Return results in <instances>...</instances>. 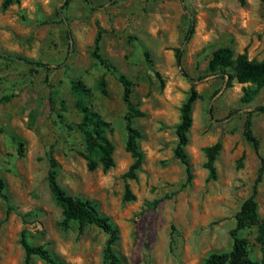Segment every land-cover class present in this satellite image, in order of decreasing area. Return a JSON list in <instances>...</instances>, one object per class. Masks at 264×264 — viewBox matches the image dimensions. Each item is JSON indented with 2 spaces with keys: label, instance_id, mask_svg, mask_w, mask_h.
<instances>
[{
  "label": "rangeland",
  "instance_id": "374dc122",
  "mask_svg": "<svg viewBox=\"0 0 264 264\" xmlns=\"http://www.w3.org/2000/svg\"><path fill=\"white\" fill-rule=\"evenodd\" d=\"M1 2L0 53L51 69L31 72L21 59L0 57V175L7 196L0 198V264H23L22 230L30 243L45 244L70 264H109L106 233L76 220L61 224V206L46 179L51 155L65 191L93 200L117 226L118 264H204L210 253L228 251L235 213L251 194L260 165L242 130L247 113L264 103V86L242 103V86L255 85L230 78L232 68L213 73L208 62L221 46L230 47L233 58L246 52L249 59H264V0H20L6 9ZM190 19L194 31L185 39ZM99 29L100 55L131 80V100L144 112L133 118L144 154L133 179L122 177L133 160L125 150L123 86L91 55ZM101 75L106 94L98 88ZM76 79L91 90L84 102L109 122L114 166L106 171L86 166L71 90ZM191 87L197 98L185 151L193 177L185 184L184 165L173 150L180 106ZM251 128L264 157V112L252 111ZM216 142L221 147L210 177L203 149ZM126 185L133 199L123 198ZM255 199L261 217L264 175ZM256 234V226L239 232L250 257L260 261ZM32 262L47 264L35 255Z\"/></svg>",
  "mask_w": 264,
  "mask_h": 264
},
{
  "label": "trees",
  "instance_id": "16d2710c",
  "mask_svg": "<svg viewBox=\"0 0 264 264\" xmlns=\"http://www.w3.org/2000/svg\"><path fill=\"white\" fill-rule=\"evenodd\" d=\"M20 0H2V9L8 8L11 4L17 3ZM89 2V0H86ZM243 1V0H242ZM194 31L193 20L190 19L185 39H189ZM102 37V30L99 29L94 37L93 49L91 55L99 60L105 67L112 68L117 73L118 79L123 86V101L126 104V112L124 115L126 141L125 150L128 151L132 157V162L128 169L122 174L123 178H135L137 171L140 169L144 154L139 147L138 140L141 137L140 130L133 125V118L143 117L144 112L136 107L131 100L132 82L116 68L111 66L100 55V42ZM145 54L148 53L145 51ZM0 57L13 61L14 59H21L30 65V71L36 72L37 68H44L50 70L48 63L32 58H23L12 56L11 54L0 53ZM175 57L178 65L182 63L181 49H176ZM232 68L233 73L230 78H235L240 84H254L255 88L249 86H242L243 95L241 96L242 103H248L252 96L257 92L258 88L264 86V59L255 60L249 59L246 52L237 54L233 58V51L228 46H221L215 49L212 57L208 62V69L213 72H222L226 74L227 69ZM98 88L106 94L105 78L101 75L98 78ZM71 90L76 97L75 106L81 114V119L77 124L78 129L82 132L87 169L92 171L99 164L104 171L114 166L113 151L114 146L110 139L106 136L105 131L109 127V122L104 120L100 114L88 103L83 100L84 96H90L91 90L86 84L76 79L71 82ZM197 98L196 90L191 87L190 92L180 106V120L175 126V134L177 142L174 147V156L184 165L186 178L185 184L189 183L193 177L191 172V164L185 146L188 143V130L192 123L191 111L194 101ZM252 111L264 112V103L256 104ZM248 112L243 122V135L252 143L255 154L260 159L258 173L255 178L251 194L245 198L239 209L235 213V225L230 229L232 237V245L228 251L212 252L204 260V264H264V213L259 217L257 212V201L255 199L257 193V186L264 175V157L259 152V141L254 135L251 128V113ZM221 147L220 142H216L211 146L205 147L207 160L204 166L209 170L210 177L215 176L214 159ZM18 154L22 155V143L18 142ZM49 169L47 172V183L49 190L52 193L56 203L61 206L62 211V225H66L70 220H76L80 225L92 224L100 228L107 234V238L103 248L104 259L109 264H118L119 257L113 249L114 244L118 239V229L115 223L106 215L100 213L97 204L88 198L78 195L68 194L60 185L56 177L57 161L51 155L49 157ZM5 181L0 175V198L7 200L4 192ZM123 198L130 200L134 195L130 192L128 186L125 187ZM11 206H7L6 216L10 212ZM257 227L256 241L260 245L261 259L260 261L250 257L247 240L239 235V232L247 227ZM19 242L24 250L23 264H33V256H38L47 264H70L63 259L56 258L54 253L45 247V244H32L28 241L24 230L21 231Z\"/></svg>",
  "mask_w": 264,
  "mask_h": 264
}]
</instances>
